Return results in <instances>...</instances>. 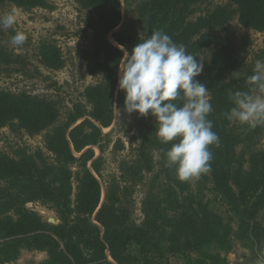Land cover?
<instances>
[{"label":"trees","instance_id":"16d2710c","mask_svg":"<svg viewBox=\"0 0 264 264\" xmlns=\"http://www.w3.org/2000/svg\"><path fill=\"white\" fill-rule=\"evenodd\" d=\"M11 1L25 6L40 2ZM133 1L138 2L142 19H137L136 26L130 17L125 18L121 27L112 33L118 44L115 45L106 35L120 25V0H81L83 6L90 10L89 25L93 29L90 68L104 74L101 83L86 88L90 114L81 113V104L77 103L61 123L55 104L45 97L27 93L14 95L0 89V126L17 124L30 133L46 130L47 148L56 157L58 155V164L39 167L30 160V156L23 154L20 159H12L0 153V176L6 172L13 175V182L22 198L18 202L8 194L1 197L3 192L0 191V264L15 260L23 247L45 251L47 258L44 264H117L120 248L127 238L126 231L134 226L129 219V198L135 186L144 182L146 175L155 169L154 153L158 155L168 181L177 189L182 184L186 186V182L177 180L175 169L166 165L165 153L171 144H162L158 137L153 140L145 134V130H156L155 123L139 127L141 141L131 149V160L122 162L121 176L111 175L104 185L95 175H99V171L93 166L92 148L84 149L96 144L97 138L105 135L102 128L110 126L115 93L118 107H124V93L118 88L117 77V68L124 57L120 45L131 52L139 42L138 29L145 34L163 30L175 43L185 46L188 53L197 57L202 47L213 46L211 61L195 78L210 92L213 110L207 118L212 121V130L219 137V146H210L213 154L210 182L238 217V237L259 238L255 215L264 205V148L248 147L249 167L245 169L246 153L236 152L235 148L242 141L240 136L247 125L230 122L225 115L233 107L230 92H250L254 86L247 78L253 74L241 56L235 38L217 26L227 22L229 13L237 14L242 25L264 34V0H228L207 10L195 21L187 18L191 5L197 0H124L128 6ZM44 56L50 62L47 54ZM48 65L59 66L58 63ZM177 103L182 104L183 101ZM57 122L60 127L49 129ZM85 127L91 129L92 134L85 141H80L77 134ZM258 129L259 126L253 128L254 131ZM55 143L58 147L54 146ZM75 152L80 153L79 156ZM90 160L91 167H88ZM70 162L81 166L73 199L70 179L66 177V165ZM55 169L62 176L55 175L53 180H48V174ZM38 199L53 205L59 215L58 224L43 222L36 212L21 205ZM143 204V230L139 228L138 231L147 241L154 237L165 240L170 253L195 252L197 256L193 264L225 263L224 257L206 248L212 242L220 250L230 248L231 227L222 217L206 206L198 212L196 209L193 212L190 206L169 216L160 205L154 206L149 199ZM12 212L17 219L13 218Z\"/></svg>","mask_w":264,"mask_h":264},{"label":"rangeland","instance_id":"374dc122","mask_svg":"<svg viewBox=\"0 0 264 264\" xmlns=\"http://www.w3.org/2000/svg\"><path fill=\"white\" fill-rule=\"evenodd\" d=\"M227 1L197 0L191 5L187 19L195 21L207 10L225 4ZM137 5L138 2L133 1L128 6L124 0H120L122 20L120 25L106 35L113 44L118 45L112 33L121 27L125 18L130 17L133 23H136L137 19H142ZM10 12L15 14L16 23L12 28H0V89L14 95L27 93L45 97L55 104L60 113L58 120L61 123L67 119V113L77 103L81 104V113L90 114L91 104L86 97V88L104 80L103 73L90 68L93 35V29L89 25L90 10L83 6L81 0H40L38 4L32 6L19 5L11 0H0V17ZM136 26H138L137 23ZM217 27L235 38L241 56L254 74L255 61H264V34L242 25L237 14L231 13L228 14L227 22ZM138 31L140 34L143 32L142 29ZM16 32H23L27 36L22 47L11 43V37ZM44 53L47 54L50 62L45 60ZM212 54L213 46H205L202 47L197 58L202 60L205 66L211 61ZM48 63H58L59 66L52 67ZM123 63L124 57L117 68L118 82ZM252 89L251 94H264L262 89H255V91ZM112 108L111 124L102 128V133L105 135L98 137L96 144L84 148H92L94 152L92 160L95 159L93 166L99 171V175H95L103 185L111 175L121 176L122 162L131 160V149L141 141L138 136L139 127H144L150 122L155 123V118L151 115L141 117L136 113L127 114L124 107H118L116 93ZM80 121L81 119L77 123ZM239 126L245 125L239 124ZM52 127L60 126L57 122L49 129ZM45 134L46 130L30 133L17 124L6 123L0 126V153L12 159H20L23 154L30 156V160L39 167L47 164L56 165L58 155L56 157V154L48 150ZM90 134H92L91 129L85 127L78 132L77 139L85 141ZM145 134L150 135L153 140L157 137L156 130L152 128L151 132L145 130ZM240 137L242 141L235 149L236 152L246 153L244 168L248 169L247 153L250 149L248 147L264 148V126H259L257 131L247 126ZM54 146L58 147V144L55 143ZM74 154L79 156L80 153ZM154 155L155 169L146 175L144 182L135 186L129 198V219L134 226L126 231L127 238L123 248H120L121 253L117 264H193L197 256V253L192 251L170 253L165 240L154 237L147 241L146 237L138 231L139 228L142 229L145 217L143 201L148 199L154 206L160 205L169 216H172L175 211L190 206L194 209L193 212L195 209L198 212L201 207L206 206L208 210L222 217L231 227L230 248L225 251L220 250L215 242L208 244L206 248L209 252L218 253L224 257V264H255L257 259L264 258V205L255 215L259 224V238H239L238 217L212 186L209 173L192 182H186V186L182 184L177 189L171 181H168L161 169L158 155L156 153ZM91 162V160L87 162L88 167H91ZM80 169L81 166L75 162L66 165V177L70 179L72 186V199L76 193ZM48 175L47 179L53 180L55 175L62 176V173L55 169ZM13 181V175L7 172L0 176V191L3 192L1 197L8 194L14 200L21 202L19 188ZM170 191L173 193L170 194ZM21 205L27 210L36 212L43 222L52 224L60 222L58 212L50 202L38 199L21 203ZM11 214L14 219H17L14 212ZM46 258L47 254L43 250L23 247L18 257L6 264H44Z\"/></svg>","mask_w":264,"mask_h":264},{"label":"clouds","instance_id":"9594fccd","mask_svg":"<svg viewBox=\"0 0 264 264\" xmlns=\"http://www.w3.org/2000/svg\"><path fill=\"white\" fill-rule=\"evenodd\" d=\"M14 13L0 17V28H12ZM27 40L23 32L11 37L14 46ZM119 90L124 93V111L155 118L156 135L162 144H171L165 153L166 165L175 169L180 182H192L211 171L210 146H219V137L207 117L212 112L211 95L204 83L195 79L203 62L175 43L163 30L141 33L131 52L123 45ZM248 82L264 90V61L256 60ZM233 107L225 114L230 122L250 128L264 126V94L230 92ZM177 101H183L178 104ZM115 107V106H114ZM118 111V109H116Z\"/></svg>","mask_w":264,"mask_h":264},{"label":"crops","instance_id":"0c3cea01","mask_svg":"<svg viewBox=\"0 0 264 264\" xmlns=\"http://www.w3.org/2000/svg\"><path fill=\"white\" fill-rule=\"evenodd\" d=\"M227 264H229V263H227ZM255 264H264V258L257 259V261H255Z\"/></svg>","mask_w":264,"mask_h":264}]
</instances>
